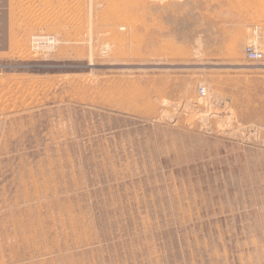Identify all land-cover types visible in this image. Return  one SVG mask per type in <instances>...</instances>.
<instances>
[{
	"label": "rangeland",
	"instance_id": "1",
	"mask_svg": "<svg viewBox=\"0 0 264 264\" xmlns=\"http://www.w3.org/2000/svg\"><path fill=\"white\" fill-rule=\"evenodd\" d=\"M5 4L0 264H264V0Z\"/></svg>",
	"mask_w": 264,
	"mask_h": 264
},
{
	"label": "built area",
	"instance_id": "2",
	"mask_svg": "<svg viewBox=\"0 0 264 264\" xmlns=\"http://www.w3.org/2000/svg\"><path fill=\"white\" fill-rule=\"evenodd\" d=\"M151 2L154 3H173V2H179L180 0H150ZM53 43L52 38L50 37H38L36 38L35 42V48H41V47H46L50 46ZM244 55L246 59L252 61V62H261L264 60V51L259 49L258 45L256 44V41H252L249 44H246L243 48ZM204 94V92H201Z\"/></svg>",
	"mask_w": 264,
	"mask_h": 264
},
{
	"label": "crops",
	"instance_id": "3",
	"mask_svg": "<svg viewBox=\"0 0 264 264\" xmlns=\"http://www.w3.org/2000/svg\"><path fill=\"white\" fill-rule=\"evenodd\" d=\"M5 0H0V51H3L7 47V12Z\"/></svg>",
	"mask_w": 264,
	"mask_h": 264
},
{
	"label": "bare ground",
	"instance_id": "4",
	"mask_svg": "<svg viewBox=\"0 0 264 264\" xmlns=\"http://www.w3.org/2000/svg\"><path fill=\"white\" fill-rule=\"evenodd\" d=\"M258 30V29H257ZM246 31H247V29H246ZM258 32V31H257ZM258 38V37H257ZM51 46V45H50ZM43 47H41V49H42ZM45 48V47H44ZM45 49H47V48H45ZM48 50V49H47Z\"/></svg>",
	"mask_w": 264,
	"mask_h": 264
}]
</instances>
